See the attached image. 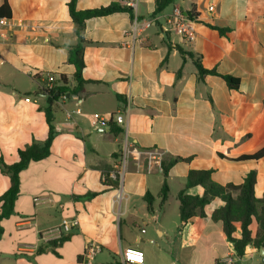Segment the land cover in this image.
Listing matches in <instances>:
<instances>
[{"label":"crops","instance_id":"1","mask_svg":"<svg viewBox=\"0 0 264 264\" xmlns=\"http://www.w3.org/2000/svg\"><path fill=\"white\" fill-rule=\"evenodd\" d=\"M70 1L0 0V9L7 4L11 13L3 32L9 37L0 43L5 62L0 65V159L14 164L19 149L33 139H47L46 75L65 77L69 89L66 99L62 95L53 105L58 134L50 156L22 172L15 211L0 222V264H81L88 241L102 247L96 264L117 263L125 248L142 250L144 264H224L228 257L233 264H264V254L253 246L239 258L222 223L212 220L224 205L221 199L182 229L168 213L170 201L180 207L178 194L190 170H212V180L220 185H241L256 170L255 196H264V157L239 159L264 148V0H176L159 16L154 15L156 0H135L133 13L86 20L83 77L90 82L79 93L72 92L76 68L70 50L79 38ZM124 1L77 0L76 9L128 7ZM176 6L196 15L195 41L162 34V16ZM136 18L158 20L143 33L142 43L126 46L133 42L125 31ZM197 61L217 75L200 77ZM222 76L238 79L239 87L230 88ZM78 108L81 114L74 113ZM118 111L125 112L132 144L162 154L159 162L130 159L122 189L106 188L103 175L120 157L125 136L113 131L119 128L115 122L109 128L92 125L94 114ZM176 158L190 160L176 162L165 179L162 164ZM165 181L170 192L162 205ZM9 187L0 170V196ZM89 193L99 195L83 198ZM186 193L202 196L204 188ZM148 194L155 198L152 217L142 220L143 226L135 224L138 230L123 227V216L149 212ZM36 198L47 201L37 205ZM63 218L79 219V227L63 242L46 239L43 233ZM234 237H241L240 223Z\"/></svg>","mask_w":264,"mask_h":264},{"label":"trees","instance_id":"2","mask_svg":"<svg viewBox=\"0 0 264 264\" xmlns=\"http://www.w3.org/2000/svg\"><path fill=\"white\" fill-rule=\"evenodd\" d=\"M76 1L71 0L69 3L70 16L75 24V32L79 38L77 45L70 50V62L75 66L76 72L74 74V86L72 92H80L84 89V86L90 81H87L83 77V70L85 68L84 52L86 40L84 39L83 32L85 29V22L88 19L106 16L112 13L120 12L122 10H128L133 13V8L122 7L119 5H112L106 8L92 9L86 11H78L76 9ZM176 0H156L155 1V16L161 15L170 5ZM188 15L196 20V15L189 11ZM11 16L9 7L5 4L0 9V18H9ZM223 32V30L218 29ZM196 66L199 72V76L203 77L205 74H216L215 71L205 70L202 64L197 61ZM227 82L228 86L232 89L239 87L240 81L231 76H222ZM64 86L55 88V91L47 94L49 106L45 110L46 121L49 127V133L47 139L43 142H39L33 139L32 143L24 148L18 150L19 161L14 164H7L3 158L0 159V170L3 174L7 175L10 179L9 189L0 196V222L9 218L15 211V205L17 198L21 190V174L26 170L30 164L36 163L47 159L51 154V147L58 132L55 127V116L53 112V105L62 95H67L69 89L65 87L67 81L65 77L61 78ZM71 87V86H70ZM59 96H56V94ZM118 135L121 132L120 128L113 129ZM264 157V148L252 155H245L240 157V160H259ZM190 159L176 158L168 164H162L163 175L165 179L168 177L169 168L178 161L188 162ZM109 171H106L104 175L107 176L104 186L106 188H117V183H114L108 176ZM257 183V172L252 170L246 177L245 181L241 185H220L212 180V170H190L185 184V189L180 191L178 199L180 202L179 207V219L180 227L187 224V222L196 216L205 217V207L210 204L214 199L219 198L224 202V205L215 210L212 215V220L215 222H221L223 225L224 233L231 243L234 245V249L239 258L245 255L246 248L253 246L257 250L264 249V196L258 199L255 196V185ZM201 186L204 188V194L202 196H191L186 193V189ZM169 187L165 181L159 195L161 204L163 205L168 200ZM99 193H89L83 198L91 199L95 198ZM147 208L150 213H154L153 202L155 198L148 194L146 196ZM241 225V237L235 238L236 224ZM257 225V230H254V226ZM1 233V230H0ZM67 238L60 239L59 242L65 241ZM56 245V243H53ZM118 264V263H114Z\"/></svg>","mask_w":264,"mask_h":264},{"label":"built area","instance_id":"3","mask_svg":"<svg viewBox=\"0 0 264 264\" xmlns=\"http://www.w3.org/2000/svg\"><path fill=\"white\" fill-rule=\"evenodd\" d=\"M129 7L136 9L137 3L135 0H125L124 1ZM209 11H214V6L211 5L209 7ZM162 24H161V32L163 35H177L181 37L186 42H193L197 37V32L195 31L193 25L196 22L195 19H192L187 12L183 10V8L176 6L173 10L166 15L162 16ZM157 18L139 20L135 19L132 26L125 31V35L131 37V43H124L126 46L133 47L135 43L143 42V33L151 28L157 22ZM9 20L7 18H0V43L3 40H6L9 37V34H3L4 31L7 30ZM5 62L0 59V65H3ZM47 79V87L44 89V92L48 94L49 92L55 91V88L60 86V84H64L62 79H58L55 74L48 73L46 75ZM66 99V96L63 95ZM26 101H30L29 98ZM127 111H129L127 109ZM76 114H81V109L78 108L75 110ZM66 116L69 120L73 119V113L67 111ZM115 122L116 125L122 130L124 134V141L122 146V151L120 157L116 160V163L113 165L112 169L109 171L108 176L114 182L117 183L118 189H122V185L124 183V178L128 170V165L130 159H134L135 161H140L142 156H146L150 159V161L156 160L161 161L162 154L158 153L155 150H142L132 144L128 137V123L127 118L124 111H118L114 115L105 116L99 113L93 115L92 125L95 127L101 128H109L110 123ZM107 179L106 175H103V181L105 182ZM117 193V199L121 200L122 194L120 190ZM35 203L38 205L47 200H43L40 198H36ZM79 227V219L77 218H63L61 223L43 233V236L47 239L49 237H56L59 240L66 238L71 235L74 229ZM144 232V231H143ZM102 252V247L95 241H88L86 243L84 252L80 257L81 264H96V259L98 255ZM233 259L228 257L224 259V264H233ZM118 264H144L145 263V253L137 248H125L120 252V258L117 262Z\"/></svg>","mask_w":264,"mask_h":264},{"label":"rangeland","instance_id":"4","mask_svg":"<svg viewBox=\"0 0 264 264\" xmlns=\"http://www.w3.org/2000/svg\"><path fill=\"white\" fill-rule=\"evenodd\" d=\"M168 213L169 215L172 217V224H175V220H173V218L177 217L176 223L180 222L179 219V206L178 204H175V201H170V206L168 207ZM151 213L147 212L146 210L142 211H137L135 214L129 215L127 214V216H123V221H122V225L123 227L126 224H129L133 230H138L137 227H133L135 226V224H139L141 226H143V221L144 219H150ZM150 230V232L152 234H154V230L153 228H148ZM119 233H121V224L119 225ZM105 254V252H104Z\"/></svg>","mask_w":264,"mask_h":264},{"label":"water","instance_id":"5","mask_svg":"<svg viewBox=\"0 0 264 264\" xmlns=\"http://www.w3.org/2000/svg\"><path fill=\"white\" fill-rule=\"evenodd\" d=\"M56 96H59V94L57 93ZM260 251L264 254V249H261Z\"/></svg>","mask_w":264,"mask_h":264}]
</instances>
